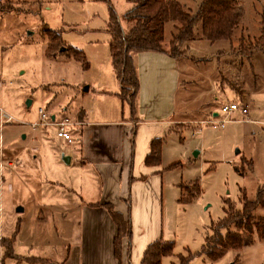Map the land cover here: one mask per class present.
I'll list each match as a JSON object with an SVG mask.
<instances>
[{
    "label": "rangeland",
    "instance_id": "rangeland-1",
    "mask_svg": "<svg viewBox=\"0 0 264 264\" xmlns=\"http://www.w3.org/2000/svg\"><path fill=\"white\" fill-rule=\"evenodd\" d=\"M167 1L189 14L201 2ZM235 3L242 17L230 41L207 42L197 27L179 50L183 84L173 120L191 124L173 126L162 145L161 239L173 244V254L161 264H177L179 256H189L188 264H264V239L256 234L214 261L200 252L227 207L241 210L242 197L254 201L264 185V0ZM132 7L126 0H0V242L14 239L13 256L5 258L0 248V264H57L67 246L79 242L81 208L61 205L68 196L79 197L69 190L80 176L75 161L62 160L74 154V139L67 144L54 127L32 123L39 109L49 115L66 107L73 118L84 107L95 117L98 109L122 103L95 101L85 88L98 82L97 70L105 67L110 14L127 32L123 17ZM177 26L165 24L163 49L169 51ZM48 29L64 41V53L55 57L47 56ZM69 46L82 51L83 62L65 54ZM225 104L247 106L248 114L234 113L221 128L215 121L223 118ZM122 105L127 109V101ZM88 176L97 188L95 173ZM253 215L264 217V208Z\"/></svg>",
    "mask_w": 264,
    "mask_h": 264
},
{
    "label": "crops",
    "instance_id": "crops-1",
    "mask_svg": "<svg viewBox=\"0 0 264 264\" xmlns=\"http://www.w3.org/2000/svg\"><path fill=\"white\" fill-rule=\"evenodd\" d=\"M180 58L181 55L171 57L166 49H131L126 76L131 79L132 95L124 101L120 97L122 83L115 75L109 49L105 67L97 70L98 82L85 88V92H94L95 101L120 98L122 103H113V110L98 109L95 117L92 109L81 107L70 117L82 125L72 130L74 154L70 152L64 157L68 162H63L70 165L75 161L74 174L80 176L69 190L79 197L68 196L61 205L68 209L75 205L81 208L77 222L79 242L67 246L66 257L57 264H118L113 255L117 228L106 205L123 215L131 226L130 239L123 240L124 247L129 249L124 264H140L145 249L161 240L162 169L160 164L147 166L145 158L153 140L164 138L173 126L188 122L173 120L175 94L183 84ZM126 101L128 107L124 109L122 104ZM66 112L65 107L49 116L60 119L68 117ZM104 112L106 116L102 115ZM91 171L95 173L97 188L89 176L86 180Z\"/></svg>",
    "mask_w": 264,
    "mask_h": 264
},
{
    "label": "trees",
    "instance_id": "trees-1",
    "mask_svg": "<svg viewBox=\"0 0 264 264\" xmlns=\"http://www.w3.org/2000/svg\"><path fill=\"white\" fill-rule=\"evenodd\" d=\"M126 1L133 4L132 9L123 17V20L130 25L128 31L123 30L118 17L113 12L110 14L107 26L112 66L115 75L122 83L120 97L123 100L132 95L131 79L126 76L129 51L131 49L162 51L167 22L179 25L175 27L176 33L172 35L169 51H167L171 57H176L182 53L179 51L180 47L194 38L197 27H200V38L207 42L230 41L233 30L242 17V12L235 0H201L195 14L186 12L183 6L176 1ZM7 11L11 12L10 9ZM48 31L47 56L55 57L59 53H64L65 49L60 48L64 42L60 33L51 29ZM65 54L80 62L84 59L82 51L71 46ZM163 142L164 138L151 142L149 153L145 158L147 166L160 164ZM258 207L264 208V185L258 187L254 201L247 200L245 195L242 197L241 210L233 206L227 207L225 217L218 221L219 225L214 229L213 235L206 237L200 251L201 254L214 261L228 250L237 251L244 243H251L253 234H256L259 239H264V217L255 218L253 215ZM106 210L117 228L113 240V255L118 264H124V258L129 257V249L128 246L124 247L123 240L130 239L131 226L129 221L115 211L111 205H106ZM13 241L14 239H4L0 242V248L5 249V258L13 256ZM172 254L173 244L171 242L157 240L145 249L140 264H161L164 257L172 256ZM189 259V256H179L177 264H188ZM36 262L45 263L46 261L38 258Z\"/></svg>",
    "mask_w": 264,
    "mask_h": 264
},
{
    "label": "built area",
    "instance_id": "built-area-1",
    "mask_svg": "<svg viewBox=\"0 0 264 264\" xmlns=\"http://www.w3.org/2000/svg\"><path fill=\"white\" fill-rule=\"evenodd\" d=\"M221 114H223V118L221 119L220 116L216 115L217 118L220 117L218 121H215V124L220 126L221 128L224 127V124L228 121H231L230 118L234 113H238L242 117H246L248 114L247 106H238L236 104H225L222 105L220 108ZM233 121V120H232ZM82 124L73 121L69 117H62L60 119H51L49 115L45 113L44 110H38V118L37 121L32 123L33 128L37 127H54L56 129V136L57 138L65 141L66 143H72V130L77 129Z\"/></svg>",
    "mask_w": 264,
    "mask_h": 264
},
{
    "label": "water",
    "instance_id": "water-1",
    "mask_svg": "<svg viewBox=\"0 0 264 264\" xmlns=\"http://www.w3.org/2000/svg\"><path fill=\"white\" fill-rule=\"evenodd\" d=\"M62 50H63V49H62ZM29 105H30V103H27V106H29ZM215 116H216V115H215ZM236 152L238 153V151H236ZM62 160L65 161L66 163L68 162V159H67V158H66V159H65V158H62ZM21 210H22V209H21Z\"/></svg>",
    "mask_w": 264,
    "mask_h": 264
}]
</instances>
